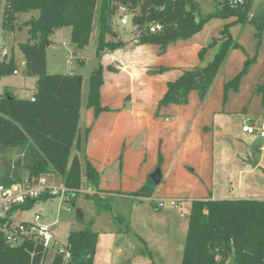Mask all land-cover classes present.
I'll use <instances>...</instances> for the list:
<instances>
[{"label":"trees","instance_id":"trees-1","mask_svg":"<svg viewBox=\"0 0 264 264\" xmlns=\"http://www.w3.org/2000/svg\"><path fill=\"white\" fill-rule=\"evenodd\" d=\"M255 0H245L239 8H231L228 0L219 2L212 13L203 14L197 0H0V16L8 35L27 28L29 40L18 45L25 58L24 73L38 78L37 91L32 100H19L11 92L0 95V185L11 186L41 176L57 175L61 182L74 190H80L83 175L87 183L99 190L100 174L86 154L90 128L82 132L80 119L84 78L75 74L47 72V49L53 36L63 28L71 29V44L76 49L86 48L92 39L95 25L98 29L96 58L99 66L89 79L87 108L94 110L96 119L109 108L101 104L104 85L105 53L123 47L122 41H111V20L118 12V5L128 7L132 25L139 30L138 45H157L164 54L171 44L191 40L212 20H229L220 32L219 40H213L202 48L201 62L217 45L212 60L203 68L184 71L175 81L168 83V91L159 107L170 104L186 105L193 91L203 97L212 87L230 50L241 49L231 34L234 25L248 22L256 28V51L264 33V11L248 21ZM117 3H120L117 5ZM38 11L37 18L19 22V16ZM151 24L162 26L160 31L150 32ZM114 35V34H113ZM112 35V36H113ZM257 54L247 59L240 73L224 85V100L231 89H236L256 63ZM16 57L0 63V77L17 71ZM110 72L116 70L109 66ZM167 68L153 71L162 74ZM201 72L203 85L193 75ZM263 88V86H261ZM77 153L71 159L72 151ZM17 155V160L10 157ZM158 167L163 160L159 153ZM84 164V169H83ZM152 178L131 196L152 198L156 191ZM74 194L70 203H75ZM101 202L95 195H86ZM43 196L30 200L14 209L26 211L42 200ZM98 235L90 228L71 231L65 248L71 258L66 262L56 253L51 264H94ZM47 251L42 245L28 240L19 247H11L0 234V264H45ZM233 257L236 264H264V202L259 200H197L192 202L187 237L183 248L182 264H228Z\"/></svg>","mask_w":264,"mask_h":264},{"label":"crops","instance_id":"crops-1","mask_svg":"<svg viewBox=\"0 0 264 264\" xmlns=\"http://www.w3.org/2000/svg\"><path fill=\"white\" fill-rule=\"evenodd\" d=\"M213 21L191 40L171 44L164 54H160L157 45H135L136 41L131 43L130 39L121 38L123 47L103 55L101 63L105 70L101 104L109 111L95 119L94 110L87 108L85 128H80L82 132L90 128L86 154L100 174L99 190H95L99 198L118 196L142 201L145 198L131 195L142 188L148 178H152L156 169H161L160 183L156 185L161 197L158 200L196 197L194 201H263L253 185L245 184L242 179L247 174L251 177L256 167L264 170V138L243 131L247 125L260 127L264 123V115L261 114L263 120L260 123L257 119L247 118L239 130L240 136L262 139L261 145H255L260 158L251 168L245 158H249L250 153L254 154L253 148L235 146L236 135L231 121L233 113L245 112L237 105L242 97L236 94L227 101L224 96L222 98L226 76L220 81L214 80L212 87L216 89L217 100L209 99L204 107L203 98L209 92L205 97L199 94L197 98L196 91L190 94L186 105L159 107L166 97L168 83L177 80L184 71L205 67L213 57L209 55L201 62L199 51L206 47L210 38L221 32L225 24L234 22L222 20V23L212 26ZM239 27L242 30L246 25H234L230 30L233 36V29ZM234 59L242 60L238 54L232 56ZM109 66L116 73L110 72ZM160 68L168 71L152 73ZM228 73H231L230 68ZM149 151L153 158L146 164ZM159 153L163 160L161 167H158ZM249 164L252 165V161ZM57 224V221L50 223L53 226Z\"/></svg>","mask_w":264,"mask_h":264},{"label":"rangeland","instance_id":"rangeland-1","mask_svg":"<svg viewBox=\"0 0 264 264\" xmlns=\"http://www.w3.org/2000/svg\"><path fill=\"white\" fill-rule=\"evenodd\" d=\"M222 1L223 0H197L201 5V12L203 14L214 12L218 3ZM118 4L120 3H117V5ZM263 11L264 0H255L251 12L248 15V21L253 20L254 16H257ZM38 15V11L20 15L19 22L22 23L33 17L37 18ZM231 20L235 21L236 19L232 18ZM222 22V20H214L211 24L212 26H217ZM245 25L246 27L242 30L240 27L233 29V34L236 37L234 40L242 46L243 50H230L216 76L215 82L218 80L220 81L224 76L227 77L226 83L231 81L240 73V70L244 66V61L254 58L257 54L256 63L251 67L249 73L241 79L236 89H231L228 92L226 97V101L228 98L233 99L236 94L242 97V101L237 105L245 109V112L233 113L231 116V121L234 125V133L236 135L235 141H233L237 147L243 146L245 148L250 146V149L253 148L254 154L250 153V151L249 158H245L246 164L252 168L253 166L249 164L250 161L253 163L260 158L255 145H261L262 139L256 136H240L239 130H241L242 123L247 118L257 119L256 121L258 123L263 120L261 114L264 115V65L262 64L264 63V33L261 45L258 51H256L258 42L255 37L257 33L256 28L254 24L249 22ZM111 29L114 35H109V40L120 41L121 38H125L130 39L131 43L136 41V43L134 42L135 45L138 44L137 39L139 30L132 25L131 19L127 25H121L116 14L111 20ZM234 36L232 35L233 38ZM97 37L98 29L95 25L90 44L84 49H76L71 44V29L65 27L57 31L53 37L54 43L47 49L48 74L65 75L72 73L81 75L84 78L82 118L80 120V128L82 129L85 128L87 120L89 79L100 63L96 58ZM219 38L220 32L217 36L210 38L206 47L211 41L219 40ZM28 40L29 35L27 28L15 32L14 35L8 34V50L10 54L13 53L16 57V68L20 75L15 76L12 74L1 76L0 95L9 91L19 100L33 99L37 91L38 78L25 75V58L18 50V45L26 43ZM218 46L219 45L211 49L212 51H208L205 57L209 55L213 57ZM11 47L15 50H12ZM234 54L241 56V62L239 59H234L236 61L232 60ZM104 55H106V53ZM229 68L231 73H228ZM226 71L227 75H225ZM261 86H263V88H261ZM213 88L214 86L210 88L205 98H203L202 95L205 101L202 104L203 107L204 104L211 99L213 101L217 100L216 89ZM196 93L197 98H199V94L201 93L198 91H196ZM223 96L222 92V98ZM242 115H247V117L243 118ZM76 153L77 151L73 149L71 159H73ZM148 153L146 164L153 158V154L150 153V151ZM10 157L13 161L17 160L16 154H12ZM117 172L116 170L115 174ZM159 175L161 176V169H156L151 177L153 178V176H156L158 178ZM44 177L54 183H61V179L57 175H48ZM242 181H244L245 184H252L258 191L257 196L262 197L264 202L263 169H258V167H256L251 177L247 174ZM89 189L92 188L83 175L82 186L74 204L63 202L60 198L42 200L37 202L30 210L15 212L13 216L14 220L17 222H33L35 215H40L45 224L57 221L58 224L52 227L55 236V251L63 249L66 246L68 235L71 231H80L90 228L98 235L94 264H182L183 247L180 245L184 246L186 242L191 206L196 197L187 199L182 197L162 198L178 200L179 204L175 207L168 203L164 208L158 209L157 203L152 202L158 201V199L161 198L158 189L149 200L143 199L142 201H138L132 198L109 196L101 199V202L86 196L88 195L87 192ZM95 193L94 190L92 195ZM54 255L53 251H49L46 256L45 264H51ZM228 264H236L233 257L229 259Z\"/></svg>","mask_w":264,"mask_h":264},{"label":"built area","instance_id":"built-area-1","mask_svg":"<svg viewBox=\"0 0 264 264\" xmlns=\"http://www.w3.org/2000/svg\"><path fill=\"white\" fill-rule=\"evenodd\" d=\"M231 8H239L245 4V0H228ZM117 16L121 25H127L129 20H132V14L128 7L120 5ZM150 32L155 33L162 29L159 24H151ZM11 54L8 50V35L3 29V17L0 16V63L10 58ZM18 75L19 72L14 73ZM243 131L250 135L259 134L264 138V123L260 127L244 126ZM80 190H74L67 187L64 183H54L48 178L41 176L39 178H25L22 182L11 185H0V234L5 238L7 244L11 247H19L28 240L39 243L49 253H59L63 255L64 261L71 258L70 252L64 247L55 251V236L53 225L45 224L40 215H35L33 222H17L14 220L15 208L26 204L30 200H38L43 196L51 198H60L63 202H70L71 197ZM88 194H93V190L89 189ZM157 203V208L162 209L166 204L177 207L178 200L161 199L152 201Z\"/></svg>","mask_w":264,"mask_h":264},{"label":"water","instance_id":"water-1","mask_svg":"<svg viewBox=\"0 0 264 264\" xmlns=\"http://www.w3.org/2000/svg\"><path fill=\"white\" fill-rule=\"evenodd\" d=\"M193 78L199 79L200 84L203 85V75L201 72H197L196 74H194ZM256 163L257 162H253L252 166L255 167L257 165ZM152 180H154V183L158 185L160 182V175L158 176V178L156 176H153Z\"/></svg>","mask_w":264,"mask_h":264}]
</instances>
